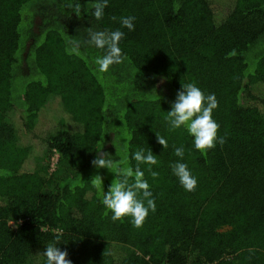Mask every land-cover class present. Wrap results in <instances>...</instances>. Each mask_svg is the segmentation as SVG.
Listing matches in <instances>:
<instances>
[{"label":"trees","instance_id":"1","mask_svg":"<svg viewBox=\"0 0 264 264\" xmlns=\"http://www.w3.org/2000/svg\"><path fill=\"white\" fill-rule=\"evenodd\" d=\"M94 2L80 0L77 17L62 0H0V264H46L57 232L73 264H264V0H108L100 20L85 11ZM90 27L123 31L127 59L101 73ZM191 82L215 94L226 137L206 152L165 120ZM141 148L158 160L140 165L156 210L137 228L111 219L101 201L116 174L91 161L106 151L135 169ZM177 161L195 191L173 174Z\"/></svg>","mask_w":264,"mask_h":264},{"label":"clouds","instance_id":"2","mask_svg":"<svg viewBox=\"0 0 264 264\" xmlns=\"http://www.w3.org/2000/svg\"><path fill=\"white\" fill-rule=\"evenodd\" d=\"M107 5L108 0H95L91 5L87 3L85 11L91 7L94 9L92 15L100 20L104 16V9ZM62 6L71 9L77 17L81 16L80 0H62ZM112 19L116 20V17L113 16ZM135 19L134 16L121 17L120 24L131 31L134 30ZM124 36L125 33L120 29L93 30L91 27L88 29V39L84 43L104 50V54L94 61L101 73L107 72L112 65L121 64L127 59L119 46ZM67 43L71 47L66 51L78 55L80 42L69 40ZM217 107L218 100L214 93L206 95L195 82L182 84V88L176 93L175 100L171 102V109L167 111L165 120L169 123L170 130L186 127L188 133L194 138L195 148L206 152L215 148L217 143L221 146L226 143V137L218 135L220 125L212 116L213 110ZM157 141L164 148L168 147V142L164 137L157 135ZM175 155L182 160L184 148L176 147ZM132 158L137 162L135 169L122 167L115 163L110 153L98 151L91 164L97 169L107 168L116 174V179L112 181L108 190L104 191L101 201L105 208L112 212L111 219L116 221L131 217L133 226L139 228L143 226L149 212L156 210L153 193L140 165H156L158 160L151 149L145 151L143 148L135 151ZM171 168L186 191H195L198 179L186 163L177 161L171 165ZM148 172L153 178L159 176V173L152 171L151 167L148 168ZM96 177L103 185L102 177L99 175ZM62 235V232H57L55 243L47 244L46 250L41 252L47 258L46 264H73L68 258V251L61 250L57 246L61 242Z\"/></svg>","mask_w":264,"mask_h":264},{"label":"rangeland","instance_id":"3","mask_svg":"<svg viewBox=\"0 0 264 264\" xmlns=\"http://www.w3.org/2000/svg\"><path fill=\"white\" fill-rule=\"evenodd\" d=\"M255 91H256V93H259V87L258 88H256L255 89ZM252 103H258L257 101H252ZM258 105H260V106H262L261 104H259L258 103ZM60 109L59 108H57V110L55 111V112H53L52 114H53V120H57L58 118H59V116H60ZM16 121H18L19 123H21V121L19 120V119H17ZM54 123H53V121L50 123V125L48 126V128L47 129H49V127H52V125H53ZM42 133H39V135H41ZM27 135L29 136V138L32 140V139H34V135H36V136H38L36 133H32V132H29V133H27ZM43 136V135H42ZM36 141H34V142H36V143H39L40 142V140H41V137L39 136L38 138H36L35 139ZM43 146V144L41 145V147ZM58 161V154H54L53 156H52V159H51V162H50V167H51V170H52V168L55 166V168H56V162ZM37 164V163H36ZM36 164H35V162L33 161V160H30V162H29V164H28V167H30V168H34L35 166H36ZM55 164V165H54Z\"/></svg>","mask_w":264,"mask_h":264},{"label":"built area","instance_id":"4","mask_svg":"<svg viewBox=\"0 0 264 264\" xmlns=\"http://www.w3.org/2000/svg\"><path fill=\"white\" fill-rule=\"evenodd\" d=\"M55 165V164H54ZM55 169V166L52 168V170H54Z\"/></svg>","mask_w":264,"mask_h":264}]
</instances>
